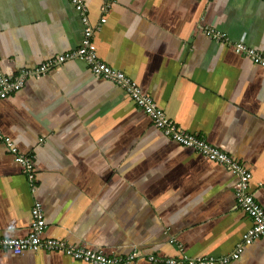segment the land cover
I'll return each instance as SVG.
<instances>
[{
	"label": "crops",
	"instance_id": "obj_1",
	"mask_svg": "<svg viewBox=\"0 0 264 264\" xmlns=\"http://www.w3.org/2000/svg\"><path fill=\"white\" fill-rule=\"evenodd\" d=\"M97 57L134 81L166 117L240 162L264 208V67L205 35L264 58V0H83ZM105 22L99 24L100 18ZM68 0H0V69L7 76L79 47ZM0 134L30 159L36 190L0 139V237L29 232L34 199L43 238L109 256L229 257L252 221L222 165L167 138L83 60L62 63L0 100ZM180 246V250L179 247ZM0 264H88L54 252L0 251ZM226 264H264V236Z\"/></svg>",
	"mask_w": 264,
	"mask_h": 264
},
{
	"label": "built area",
	"instance_id": "obj_2",
	"mask_svg": "<svg viewBox=\"0 0 264 264\" xmlns=\"http://www.w3.org/2000/svg\"><path fill=\"white\" fill-rule=\"evenodd\" d=\"M68 1L80 15V20L84 26L82 41L79 47L50 58L34 68L21 69L14 76L5 75L0 69V100L20 90L27 78H39L51 70H56L58 66L68 60H83L92 74L121 88L135 105L150 119L152 125L164 136L193 150L207 160L222 165L226 170L236 176L237 182L235 184L234 196L238 207L245 212L252 221V226L243 234L242 243L237 247L235 252L229 257L220 258V263L226 264L230 260L238 259L242 252L243 245H248L255 239L264 236V208L261 207L249 193L251 173L240 162L233 160L228 154L210 145L197 134H190L180 129L156 106L150 96L144 94L140 90L134 81L129 79L122 72L100 61L97 57L96 46L93 42L94 31L98 28L90 26L83 0ZM112 2L113 0H104L102 6V11L104 13L110 9ZM105 21L104 17L100 18L98 25H102ZM204 33L208 38L228 44L232 47L234 52L249 58L254 64L264 67V58L260 52L248 48L242 42L232 43L225 34L214 29H205ZM0 139L6 146L7 152L14 156V161L22 167L23 172L27 176L31 192L34 193L36 190L35 171L30 159L18 154L17 149L12 145L9 138L3 137L0 134ZM30 216L31 221L28 234L23 238L0 237V251H8L15 255H19L25 251L61 253L76 261H82L88 264H129L139 257L136 251L128 257L122 258L109 256L101 251L78 248L57 239L43 238L42 234L45 228V221L41 203L37 199L33 200ZM178 247L180 250V246ZM146 258L149 262L157 264H214L212 258L185 259L184 261L175 258H158L156 256H148Z\"/></svg>",
	"mask_w": 264,
	"mask_h": 264
}]
</instances>
